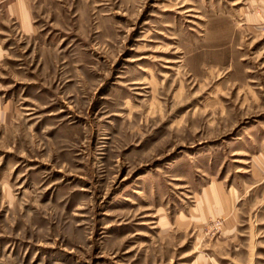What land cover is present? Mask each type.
<instances>
[{"label":"rangeland","instance_id":"obj_1","mask_svg":"<svg viewBox=\"0 0 264 264\" xmlns=\"http://www.w3.org/2000/svg\"><path fill=\"white\" fill-rule=\"evenodd\" d=\"M0 264H264V0H0Z\"/></svg>","mask_w":264,"mask_h":264}]
</instances>
